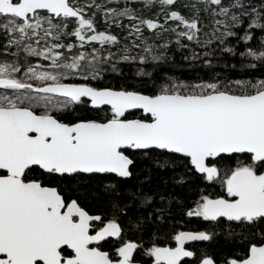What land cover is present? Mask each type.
<instances>
[{
    "label": "trees",
    "instance_id": "1",
    "mask_svg": "<svg viewBox=\"0 0 264 264\" xmlns=\"http://www.w3.org/2000/svg\"><path fill=\"white\" fill-rule=\"evenodd\" d=\"M84 8L81 20L54 17L41 11L27 22L0 15L2 74L15 82L0 86V106H26L37 113L74 122L114 118L108 107L92 108L86 99L62 105L57 96L34 92L27 85L50 79L95 88L134 90L145 94H206L226 91L251 94L264 89V0H76ZM34 22V26H33ZM60 24L63 45L56 56L42 52L37 39L47 24ZM90 29L78 32L77 27ZM135 23L134 34L125 31ZM113 38L111 46L79 44L88 32ZM37 42V43H36ZM68 45H72L68 47ZM51 60L59 65H51ZM75 62L76 70L60 65ZM34 70L53 74L41 76ZM7 102V103H6ZM125 117L145 118L140 111ZM132 164L126 178L114 174H44L32 167L26 175L56 186L65 200H75L98 224L115 222L116 240L138 243L135 259L147 262L152 249L174 245L179 233L200 231L205 240L181 264L215 263L242 258L252 243L264 242V218L256 221L210 220L203 214L206 199L226 197V182L249 154L207 159L216 167L211 179L197 173L187 158L159 149H124ZM264 169V162L260 165ZM66 254V249H63Z\"/></svg>",
    "mask_w": 264,
    "mask_h": 264
},
{
    "label": "water",
    "instance_id": "2",
    "mask_svg": "<svg viewBox=\"0 0 264 264\" xmlns=\"http://www.w3.org/2000/svg\"><path fill=\"white\" fill-rule=\"evenodd\" d=\"M40 10L54 17L83 18L68 0H0L1 14L23 22ZM3 81L10 83L6 78ZM27 86L42 94L86 99L92 108L108 107L116 117L68 124L26 106H0V170L7 172L0 177V255L5 256L0 264H141L131 261L135 242L120 246L116 261L97 249L104 239L118 236L119 225L107 222L89 234L90 223L98 215L89 214L75 200L65 206L56 187L22 181L28 167L56 174L126 178L132 160L124 149H159L187 158L197 173L211 179L217 170L207 159L245 153L255 163L264 160V89L251 94L151 95L72 82ZM132 111H140L148 119L126 118ZM226 190L234 200H205L207 219L264 216V173L239 169L230 176ZM203 239L202 233L181 232L176 247L153 250L150 264H178L190 255L184 246ZM63 247L73 255L62 256ZM202 264L214 263L206 258ZM228 264H264V244L251 246L244 259H231Z\"/></svg>",
    "mask_w": 264,
    "mask_h": 264
},
{
    "label": "flooded vegetation",
    "instance_id": "3",
    "mask_svg": "<svg viewBox=\"0 0 264 264\" xmlns=\"http://www.w3.org/2000/svg\"><path fill=\"white\" fill-rule=\"evenodd\" d=\"M12 2H17V0H12ZM68 2H70V0H68ZM69 4H70V3H69ZM41 11H45V10L35 11V12L33 13L32 16L27 15V20H28L29 18H32L34 15L38 14V13L41 12ZM45 12H46L48 15H50L47 11H45ZM0 15H3V14L0 13ZM52 16H53V15H52ZM14 17H16V16H14ZM16 18H17V17H16ZM17 19H18V18H17ZM19 20H20V19H19ZM26 22H27V21H26ZM69 100H70V101H76V100H71V99H69ZM47 114H50V113H47ZM115 117H116V116H115ZM115 117H114V118H115ZM126 118H127V117H126ZM59 121H61V120H59ZM77 121H79V120H77ZM62 122H64V121H62ZM74 122H76V121H74ZM65 123L70 124V123H73V122H70V123H69V122H65ZM245 162H246V161L242 160V161L240 162V164H241V163H242L243 165L248 164L247 167H241V168L236 169L235 171H237V170H239V169H250V170H252L255 174H261V173H264V169H262L261 166H260V165L264 162V160L255 163V162L252 161L251 156H250V163H245ZM32 167H36V168H38V169H39L41 172H43L44 174H54V175H58V176H61V175H74V174H77V173H79V174H85V173H80V172H76V173H73V174H56V173H54V172H52V171H43V170L40 169L38 166H31V167H28V168H26V169L24 170V172H23V174H22V181H24V182H28V181H38L42 186H49V187H56V186L45 184V183H43V181H42L41 179H37V178H35V177H30L29 175H26L27 170H29V169L32 168ZM235 171H234V172H235ZM234 172H233V173H234ZM233 173H232V174H233ZM232 174H231V175H232ZM6 175H7V172H6V171H4V170H0V177L6 176ZM231 175H230V176H231ZM230 176H229V178H230ZM229 178H228V180H229ZM228 180H227V182H228ZM227 182H226V186H227ZM56 189H57V187H56ZM57 191H58V189H57ZM226 192H227V190H226ZM58 193L61 195V197H62V199H63V201H64L65 206H66V204H67L69 201L72 200V199H70V200H65V199L63 198L62 194H61L59 191H58ZM223 198H225L226 200H234V198L230 197V195L228 194V192H227V196H226V197H223ZM208 199H209V198H208ZM206 200H207V199H206ZM63 209H64V207H63ZM63 209H62V210H63ZM202 209H203V208H202ZM261 218H264V216H260V217H251V218L243 217V218H240V219H238V220H230V221L225 220V221H227V222H237V221H241V220H242V221H245V222H250V221H256V220L261 219ZM72 220H73V221H76V220H77V217H76V216H72ZM97 222H98V220H96V221H92V222L90 223L89 234H93L95 231H97L99 228H101V227L105 224V223H103V224H98ZM106 223H107V222H106ZM119 229H120V228H119ZM194 232H198V233H202V234H204L203 232H200V231H194ZM119 234H120V230H119ZM119 234H118V236H119ZM179 234H180V233H179ZM179 234H178V235H179ZM118 236L115 237V238L109 237V238H107V239H104L103 241H101V243H99V244L96 246V248L99 249V250H101V251H105V252H107V255H108L109 259L112 260V261H116V260L119 259V256H118V249L120 248V246H122V245H123L124 243H126V242H135V243L137 244V247H136V249L134 250V252H133V254H132L131 261H133V262H138V263H141V264H150V263L153 261L152 254H153V250H154L156 247H154V248L152 249V252H151V255H150V259H149L147 262L138 261V260L135 259V252H136V250L138 249V243H137L136 241H133V240H125V241L119 242L118 245H117L116 247H114L113 249H104V248L101 247V245L103 244L104 241H107V240H116V239L118 238ZM177 238H178V236H177ZM177 238H176V241H175L174 245H172V246H157V247H170V248H174V247H176V246L178 245ZM203 240H205V234H204V239H203ZM203 240L198 241V242H194V243H191V244H188V245H185L184 248L187 249V250H189L190 255L187 256V257H185V258H183L182 260H180L178 264H181L183 260L190 258V257L192 256V254H193V249H192V247H193L195 244L202 242ZM261 244H264V242H262V243H252V244H250V246L248 247V250H247L246 255H245L244 257H242V258H234V257H232V258L227 259L226 262H224V263H215V262L212 260L211 257L207 256V257L202 258V259L200 260L199 264H202V261H203L204 259H206V258H209L214 264H228V262H229L231 259L242 260V259H244V258L248 255L249 248H250L251 246H253V245H261ZM63 249H66V251H67L66 254H63V253H62ZM60 253H61L62 256H64V257H70V256L73 255V252H72L70 249L66 248V247L61 248V249H60ZM3 258H5V256H4V255H0V259H3ZM34 264H43V263H42L41 261H35ZM162 264H164V263H162Z\"/></svg>",
    "mask_w": 264,
    "mask_h": 264
},
{
    "label": "rangeland",
    "instance_id": "4",
    "mask_svg": "<svg viewBox=\"0 0 264 264\" xmlns=\"http://www.w3.org/2000/svg\"><path fill=\"white\" fill-rule=\"evenodd\" d=\"M70 3L71 4H73V3L78 4V2H76V0H70ZM74 8L76 10H78L80 13L84 10V8L81 7L80 5H77ZM46 24H47L46 29L42 30V34L41 35L39 34L38 37H37V39H41V42H42L41 51L42 52H48L50 50H54V51H52V53H54L56 56H58V55L61 54V51L58 48H60L64 44L63 43L64 42L63 41L64 37L61 36L62 35V31L59 30L60 29V27H59L60 24H56V25H51V23H46ZM33 26H34V22H33ZM135 26H138V25L133 23L131 25L130 29H127L125 31V37H130L131 34H134V32H135L134 31V27ZM88 29H90L88 23L79 25L77 27L78 32L81 31V33L85 32ZM78 36H80V39L78 41L79 44H82V45H84L86 43L95 44L96 45V49L97 48L99 49L102 45H105V46L109 47L113 43V38L112 37H110L108 35H103V34L95 35L94 33L90 32V31L88 33H86L84 36H82V34L78 35ZM70 46H72V45H68V47H70ZM51 62H52L51 65H53V66L54 65L55 66L59 65V63L54 61V60L53 61L51 60ZM60 65H64V67L66 66V67H68L70 69H73V70L77 69L76 68L77 65L73 61L63 62ZM8 66L9 65H0V79H1L0 80V86L4 85V83H5L3 81L4 78L8 79L10 82H15L12 78L6 77V76H4L2 74L3 70L5 68H7ZM34 71H35L36 74L41 75V76H48L49 75L50 76V77H48L49 79L53 77V74L48 73V72L39 71V70H34ZM60 82H62V81H60ZM60 82L50 79L48 82H46L44 84H47V83H60ZM35 86H40V85H35ZM48 95H50V94H48ZM52 96H56V95H52ZM57 97H60V99H62V102H60L62 105H64L65 103L68 102V98L61 97V96H57ZM247 166H248V164L243 165L242 163L241 164L239 163L238 168L247 167Z\"/></svg>",
    "mask_w": 264,
    "mask_h": 264
}]
</instances>
